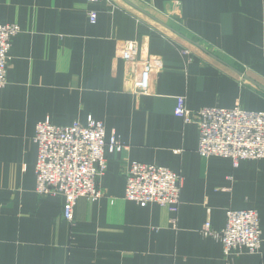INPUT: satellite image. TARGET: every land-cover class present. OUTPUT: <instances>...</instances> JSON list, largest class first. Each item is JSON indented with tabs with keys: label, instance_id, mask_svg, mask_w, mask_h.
Instances as JSON below:
<instances>
[{
	"label": "crops",
	"instance_id": "1",
	"mask_svg": "<svg viewBox=\"0 0 264 264\" xmlns=\"http://www.w3.org/2000/svg\"><path fill=\"white\" fill-rule=\"evenodd\" d=\"M0 23L21 27L0 87V264H264V158H204L197 125L175 114L179 96L191 110L264 111V0H0ZM128 40L163 61L149 94L118 57ZM89 116L125 148L107 153L103 196L78 199L70 222L63 196L36 192L34 136L44 119ZM133 161L182 174L177 213L125 198ZM247 208L259 211L262 247L227 257L202 227Z\"/></svg>",
	"mask_w": 264,
	"mask_h": 264
},
{
	"label": "built area",
	"instance_id": "2",
	"mask_svg": "<svg viewBox=\"0 0 264 264\" xmlns=\"http://www.w3.org/2000/svg\"><path fill=\"white\" fill-rule=\"evenodd\" d=\"M89 18L95 23L98 13L90 10ZM20 30L17 23H0V87L8 83L13 39ZM117 54L136 74L135 93L149 94L153 73L164 68L162 59L144 56L135 40L120 43ZM175 114L197 125L198 152L204 158H230L235 165L241 160L264 158V111L249 110L240 104L232 108L209 106L191 110L186 97L179 96ZM34 142L38 147L36 192L40 196H63L64 218L70 222H74L78 199L93 201L103 196L99 180L108 168L107 153L125 148L120 136L113 132L108 137L104 122L93 116L85 123L75 121L70 125L54 124L50 118L39 121ZM182 184L180 172L155 163L133 161L126 173L125 198L142 207L158 203L177 213ZM201 233L220 240L227 257L235 251L254 254L262 247L260 214L254 208L230 209L223 228L215 230L207 220Z\"/></svg>",
	"mask_w": 264,
	"mask_h": 264
}]
</instances>
